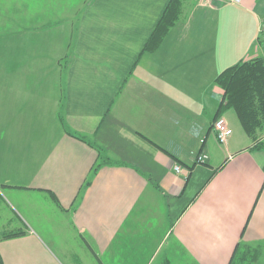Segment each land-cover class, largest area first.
I'll list each match as a JSON object with an SVG mask.
<instances>
[{"label":"crops","instance_id":"obj_1","mask_svg":"<svg viewBox=\"0 0 264 264\" xmlns=\"http://www.w3.org/2000/svg\"><path fill=\"white\" fill-rule=\"evenodd\" d=\"M169 1L0 0V186L50 209L45 224L31 215L25 236L0 242L3 264H179L161 256L170 239L190 264H229L239 242L264 245V146L230 110L224 144L211 129L216 76L264 58V0H184L160 46L142 53ZM94 145L126 164L82 190ZM155 196L178 215L152 244L133 226ZM59 228L64 246L50 233Z\"/></svg>","mask_w":264,"mask_h":264},{"label":"trees","instance_id":"obj_2","mask_svg":"<svg viewBox=\"0 0 264 264\" xmlns=\"http://www.w3.org/2000/svg\"><path fill=\"white\" fill-rule=\"evenodd\" d=\"M183 1L184 0L169 1L154 30L145 42L142 48V53L153 52L160 46L168 31L180 19ZM214 85H217L223 92L218 113L221 114L228 109H232L235 112L244 132L254 142H256L255 148L264 146V142L257 143V133L259 130H264V58L255 57L249 60H242L227 67L216 76L214 79ZM67 134L81 141H86L84 137L80 135H76L71 132H67ZM142 138L165 154L169 155L171 158H175L161 147L154 144L151 140L144 136H142ZM89 145L91 146L92 144L89 143ZM93 147L96 150L97 158L82 185V190L88 188L92 179L102 167L121 166L126 164L118 159L114 161L111 160L107 152L102 147L98 145H94ZM134 168L138 172L142 173V175H145L140 169L136 167ZM0 189H3V187L0 186ZM23 234L25 235L26 231L24 232L19 230L17 232H4L0 235V241L14 237L16 238L22 236ZM178 252L183 255L181 251ZM259 252L258 245L239 242L234 248L229 264H254L259 260ZM167 259L170 260L171 257ZM0 264H3L1 256Z\"/></svg>","mask_w":264,"mask_h":264},{"label":"rangeland","instance_id":"obj_3","mask_svg":"<svg viewBox=\"0 0 264 264\" xmlns=\"http://www.w3.org/2000/svg\"><path fill=\"white\" fill-rule=\"evenodd\" d=\"M264 28V23L260 25L259 31H258V37L257 41L262 40V34L261 29ZM205 103V99L202 97L198 101L197 105H203ZM229 113L232 114L233 118L238 120L235 112L232 109ZM219 111V110H218ZM217 113L216 117L214 118V122L221 118V114ZM211 126V129H213V124ZM239 122V121H238ZM214 133V132H213ZM258 136H261L262 139H257V143L264 142V130H259ZM101 146V145H100ZM195 155V160L196 156ZM205 155V154H204ZM111 160H117V158L111 156L108 154ZM207 160V159H206ZM205 160V161H206ZM203 163H197V164H204ZM178 163V161H176ZM175 164L174 171L176 173H180L176 168H179V164ZM18 196V197H17ZM11 197H16V202ZM185 202L187 203V197H189V193L185 194ZM171 204L173 201L170 198H164L162 196H155L150 200V203H146V207L142 209H138L141 213V217H139L138 220H134L135 226L134 229L137 231L136 238H139L140 234H146L147 239H151L152 244L158 243L159 239L162 237L164 231L168 229L175 218L177 217L178 213L175 212V208H172L170 206H166V202ZM17 201H19V204L17 205ZM49 204L53 206V202L51 199H49ZM50 213L49 206L47 204H44L42 198L38 194L34 193H26L22 191H13L9 193L5 189H0V235L4 232H17V231H26V228H28V222H31V215H34L37 220L41 224L46 223V217ZM136 214H138V211H136ZM30 219H29V218ZM50 219H55L52 215L49 216ZM35 225V224H34ZM63 229H57V230H50L52 239H54V244L60 245L61 243L63 246L65 245V240L63 237ZM27 233V231H26ZM67 233V232H66ZM26 235V234H25ZM24 234L22 236L16 237L20 238L25 236ZM140 235V236H139ZM15 238V237H14ZM10 238V239H14ZM10 239H4L10 240ZM1 240V241H4ZM0 241V242H1ZM55 246V245H54ZM175 250L171 251L169 254V250ZM259 260L254 264H264V245H260L259 247ZM172 254H176V261H178L179 264H190L187 257L180 254L173 246V241L170 239L166 242V246L163 247L161 256L167 255L168 257H171ZM97 264V263H96Z\"/></svg>","mask_w":264,"mask_h":264},{"label":"built area","instance_id":"obj_4","mask_svg":"<svg viewBox=\"0 0 264 264\" xmlns=\"http://www.w3.org/2000/svg\"><path fill=\"white\" fill-rule=\"evenodd\" d=\"M204 3L211 4L212 2L218 1V0H201ZM229 2H235L238 0H227ZM262 34V42L264 43V28L261 29ZM213 132L214 136L219 144H224L227 140V138L232 134V130L229 128L226 121L221 117L217 119L213 124ZM207 159V156L204 154H200L196 156V162L197 163H203ZM180 172V168H176Z\"/></svg>","mask_w":264,"mask_h":264}]
</instances>
